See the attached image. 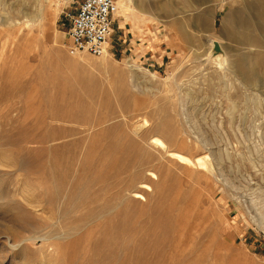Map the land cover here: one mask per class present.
<instances>
[{
	"label": "rangeland",
	"instance_id": "1",
	"mask_svg": "<svg viewBox=\"0 0 264 264\" xmlns=\"http://www.w3.org/2000/svg\"><path fill=\"white\" fill-rule=\"evenodd\" d=\"M221 1L134 0L93 57L63 0H0V264H264V85L204 63L241 55Z\"/></svg>",
	"mask_w": 264,
	"mask_h": 264
},
{
	"label": "bare ground",
	"instance_id": "2",
	"mask_svg": "<svg viewBox=\"0 0 264 264\" xmlns=\"http://www.w3.org/2000/svg\"><path fill=\"white\" fill-rule=\"evenodd\" d=\"M205 1L206 0H193V2H195L196 4H202ZM133 2L134 0H119L117 2V8L118 10H123L127 6L133 5ZM221 2L225 3L226 0H223ZM243 6L244 9H241V12L235 11L232 14L228 15L227 17L225 16V22L228 23L229 25L228 27L232 28V31H230L231 29H229L228 31V27L225 28L227 29V32L230 34V36L234 38L236 43L241 45V55L238 57L237 60L232 62L229 59L219 39L217 40L211 37V39H209L208 41L209 49L205 54L206 58L204 63L210 60V52L213 48V44L217 43L221 48V50L223 51V56L222 58L221 56L215 57L214 60H217L218 61L217 63L219 65L224 66L226 72L238 76L242 80L244 86L246 85V86L263 87L264 85V0H244ZM41 15L42 12L40 11L35 16H29L27 23H30L29 25L36 24ZM118 15H119V11L117 12L116 17H118ZM204 15L205 14H201V15L199 14L197 16L198 20L202 22ZM239 15L240 18H237V16ZM5 24H6L5 21L1 22L2 26H4ZM103 57H109V53L107 52L106 54L103 55ZM130 67L131 69H133L132 68L133 65H131ZM133 78L135 79L136 75L133 76ZM258 97H255V100L258 105V109H257L258 114L256 115L258 124L256 127L257 128L256 131L259 138V142H258L259 146L257 147V152H258V156H260L259 159L261 163L260 164L261 171H264L263 170L264 168V151H263L264 150V99H261L260 97L259 99ZM151 143L161 149L165 148L164 141H162L161 139L153 138ZM167 153L169 155L168 156L169 158H172L173 160L178 161L179 163L186 165L188 164V165H192L193 167L194 166L196 167L195 164L196 161L194 162V159L190 157L188 158L181 152H177L175 150V151H168ZM200 161H204V158H200L199 162ZM139 197L141 196L138 194L135 196L136 199H138ZM263 198H264V192H263Z\"/></svg>",
	"mask_w": 264,
	"mask_h": 264
},
{
	"label": "built area",
	"instance_id": "3",
	"mask_svg": "<svg viewBox=\"0 0 264 264\" xmlns=\"http://www.w3.org/2000/svg\"><path fill=\"white\" fill-rule=\"evenodd\" d=\"M70 22L69 54L101 57L107 51L114 18L118 12L115 0H63Z\"/></svg>",
	"mask_w": 264,
	"mask_h": 264
},
{
	"label": "water",
	"instance_id": "4",
	"mask_svg": "<svg viewBox=\"0 0 264 264\" xmlns=\"http://www.w3.org/2000/svg\"><path fill=\"white\" fill-rule=\"evenodd\" d=\"M210 53L213 59L218 56H221V57L223 56V51L221 50V48L219 47L217 43L213 44V48Z\"/></svg>",
	"mask_w": 264,
	"mask_h": 264
},
{
	"label": "crops",
	"instance_id": "5",
	"mask_svg": "<svg viewBox=\"0 0 264 264\" xmlns=\"http://www.w3.org/2000/svg\"><path fill=\"white\" fill-rule=\"evenodd\" d=\"M118 17H119V15H118ZM124 37V36H123Z\"/></svg>",
	"mask_w": 264,
	"mask_h": 264
}]
</instances>
